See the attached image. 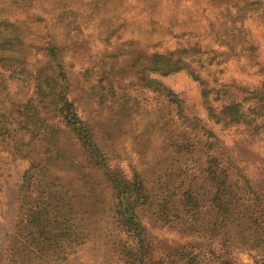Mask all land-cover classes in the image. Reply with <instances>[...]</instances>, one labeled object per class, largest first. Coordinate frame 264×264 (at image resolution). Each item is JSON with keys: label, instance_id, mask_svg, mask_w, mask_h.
I'll return each mask as SVG.
<instances>
[{"label": "rangeland", "instance_id": "374dc122", "mask_svg": "<svg viewBox=\"0 0 264 264\" xmlns=\"http://www.w3.org/2000/svg\"><path fill=\"white\" fill-rule=\"evenodd\" d=\"M2 21L12 24L9 37L22 44V51L14 44L4 55L14 59L21 52L30 73L46 63L62 67L68 98L107 149L108 171L142 180L154 197L137 211L152 261L264 264V0H0ZM48 43L59 48L54 56L44 50ZM170 53L186 70L164 77L150 71L157 68L151 55ZM140 71L176 94L182 107L144 89ZM0 90L1 98L21 97L25 81L0 69ZM229 104L238 106L235 121L225 119ZM6 155L0 159V264H12L5 251L27 167ZM165 180L181 184L177 198L190 185L194 206L165 205L189 210L179 215L187 217L185 224L170 223L160 212L162 194L175 192L158 190ZM105 182L98 173L83 184L92 197L84 206L89 212L99 199L97 214L74 227L89 224L93 232L45 264H125L120 253L136 241L113 224L116 201L110 203ZM235 185L237 205L249 212L224 228L221 220L213 225L217 200L227 204Z\"/></svg>", "mask_w": 264, "mask_h": 264}, {"label": "trees", "instance_id": "16d2710c", "mask_svg": "<svg viewBox=\"0 0 264 264\" xmlns=\"http://www.w3.org/2000/svg\"><path fill=\"white\" fill-rule=\"evenodd\" d=\"M3 33L7 35L2 36L0 43V69L18 74L25 81L26 87V92L21 97H0V159L5 153L7 155L4 159L10 156L13 161L17 159L27 162L17 189L16 216L5 251L10 263L45 264L52 259H62L70 249L93 232L96 226L91 228L88 224L85 228L76 230L79 226L74 227V222L78 219L88 220L92 214H97L96 204L99 199L93 198L95 208L89 212L84 206L92 197L84 194L83 184L99 173L105 177L110 191V203H114L112 200L116 201L111 217L113 224L120 232L136 241L134 249L125 248L120 253L125 264H159L149 257L150 248L145 229L137 215L139 207L153 204L154 197L149 195L145 183L142 180L127 179L118 170L108 171L107 149L96 140L86 121L78 116L73 100L68 98L63 68L51 67L46 63L35 73H30V70L22 68L21 52L18 57H14L15 61L4 55L14 44L17 51H22V44L9 37L14 34L12 24L2 21L0 34ZM45 49L50 56H54L59 50L54 43H48ZM171 58L172 53L151 55L150 60H157L154 65L157 68L150 71L158 72V75L164 77L186 70L180 57ZM9 60L13 64L8 67L6 65ZM188 73L193 79H197L191 70ZM137 75L144 89L163 97L177 109L182 107V100L161 82L149 78L143 71L137 72ZM28 89L30 92H27ZM1 92L0 90V95ZM224 110L225 119H237L238 106L229 104ZM64 180H67L66 184L62 183ZM78 182L81 183V196ZM174 183L176 182L165 180L158 184V190L164 189L167 192L171 187L175 191L170 196L162 194L165 197L161 196L163 210L160 212H164L162 216L170 223L177 220L185 224L187 217L179 215L181 212L189 215V210L177 212L166 206H194L196 200L189 184L186 192L177 198V190L181 184L174 187ZM231 186L232 184L228 185L230 189ZM238 189L235 185L233 192L230 190L231 197L227 204L217 200L219 197L215 198L219 208H215L218 212L213 225L221 220L224 228L227 223L244 220L249 206L237 205L240 202L236 192ZM250 206L257 207L253 204ZM249 219L251 216L245 220ZM97 230L101 232L102 228ZM182 230L190 231V228ZM174 262L172 260L169 263ZM184 264H189V261Z\"/></svg>", "mask_w": 264, "mask_h": 264}]
</instances>
